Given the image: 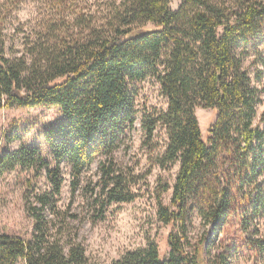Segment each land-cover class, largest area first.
I'll return each instance as SVG.
<instances>
[{"label":"trees","instance_id":"obj_1","mask_svg":"<svg viewBox=\"0 0 264 264\" xmlns=\"http://www.w3.org/2000/svg\"><path fill=\"white\" fill-rule=\"evenodd\" d=\"M26 1L0 0V109L51 106L62 119L43 135L49 160L38 147L0 153V177L43 172L47 184L36 192L27 180L31 238L0 234V264H97L71 231L76 215L58 205L63 168L73 197L82 175L104 157L90 190L98 217L112 204L135 201L132 188L143 177L115 164L113 154L136 121L133 86L147 79L166 108L143 109L144 145L162 129L167 143L155 163L161 170L178 165L173 186L156 191L158 220L173 231L165 257L150 242L112 264H228L231 250L244 260L264 258V110L257 115L261 92L249 71L262 77L264 0H108L94 9L87 0H54L55 12L23 33L22 50L9 58L6 28ZM197 108L215 116L205 138ZM169 190L165 205L160 199ZM192 214L213 226L216 238L232 228L238 235H225L214 255L204 240L189 254Z\"/></svg>","mask_w":264,"mask_h":264},{"label":"rangeland","instance_id":"obj_2","mask_svg":"<svg viewBox=\"0 0 264 264\" xmlns=\"http://www.w3.org/2000/svg\"><path fill=\"white\" fill-rule=\"evenodd\" d=\"M108 0H87L92 9L102 6ZM179 2L173 1L172 10L178 8ZM54 0H28L21 5L19 11L14 14L13 21L6 28L5 54L11 58L19 55L22 50L24 34L29 33L32 26L41 17L55 12ZM23 28V32H20ZM264 56V55H263ZM246 62L245 67L248 66ZM263 69V68H261ZM253 85L259 89L260 104L257 107V115L264 110V69L260 79H255L253 69L249 68ZM136 121L131 130L121 137L120 149L115 150L113 160L119 167L129 168L142 180L132 188L137 197L130 203L112 204L101 217L97 216L91 202V189L96 191L99 182L98 164L104 157H98L95 163L82 175L80 186L75 196H71L69 188V176L66 168H63L65 179L64 188L61 191V200L58 203L63 209L69 208L70 212L76 215L71 220L70 227L73 233L77 234V241L85 249L87 258L97 264H112L126 252L145 248L148 243L154 242L158 246L161 257L168 254L169 246L167 237L173 229L164 226L157 216L156 191L159 186H173L178 171V165L170 170H161L156 165V158L159 157L167 143L164 131L157 129L151 146L144 145L145 136L141 127V116L143 109L166 108V100L160 93L159 86L153 79L133 86ZM197 123L201 135L205 138L207 128L214 120V113L209 109H195ZM59 110L51 106H41L28 109H0V153L15 151L20 147H38L48 160L47 146L43 142L45 131L55 126L62 116ZM158 146V149L155 148ZM33 172L14 170L3 174L0 177V234L16 236L24 241L31 238L32 223L25 212V192H27L28 181H32L36 192L45 191L47 188L44 174L33 177ZM171 191L164 193L160 201L168 205ZM191 221L187 225V238L190 244L185 246L187 253H193L201 240L204 246L211 243V255L218 253L224 248L227 242L221 243L225 235L231 241L237 237V232L232 228L215 237L216 230L213 226H205L195 215H191ZM264 226V220L260 221ZM228 264H264V258L244 260L243 257L230 252ZM16 264H25L19 260Z\"/></svg>","mask_w":264,"mask_h":264}]
</instances>
